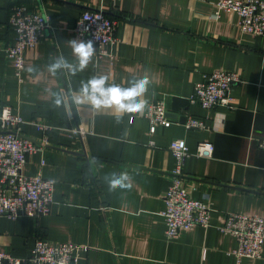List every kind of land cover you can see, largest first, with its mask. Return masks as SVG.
I'll list each match as a JSON object with an SVG mask.
<instances>
[{"label":"crops","instance_id":"obj_1","mask_svg":"<svg viewBox=\"0 0 264 264\" xmlns=\"http://www.w3.org/2000/svg\"><path fill=\"white\" fill-rule=\"evenodd\" d=\"M217 2L120 0L113 7L112 0H0V107L10 105L28 120L26 137L40 142L48 136L49 145L30 156L25 171L55 181L50 214L0 217V251L28 257L43 236L88 246L83 264H264V247L260 257L239 260L237 238L220 228L229 212L264 217V36L242 32L235 12L213 17ZM16 4L49 17L40 42L25 52L23 80L5 51L16 41L8 25ZM87 8H105L117 18L120 41L76 76L51 75L52 58L63 54L74 61L68 41L76 39L74 26ZM216 69L241 73L232 107L207 109L190 101L195 85ZM98 74L123 86L149 76L146 99H164L172 124L151 133L143 114H126L117 123L108 110L73 109L69 118L65 108L53 107L51 91L78 89ZM189 114L209 127L187 129ZM74 127L84 134H74ZM177 138L192 151L185 186L213 211L209 227L184 229L169 240L162 212L176 166L169 145ZM201 141L214 143L213 156L194 153ZM113 172H127L131 188L110 191L104 178Z\"/></svg>","mask_w":264,"mask_h":264},{"label":"built area","instance_id":"obj_2","mask_svg":"<svg viewBox=\"0 0 264 264\" xmlns=\"http://www.w3.org/2000/svg\"><path fill=\"white\" fill-rule=\"evenodd\" d=\"M120 0H112L117 7ZM213 17L218 18L221 10L239 15V27L244 33L264 36V0H218ZM8 25L16 32L14 44H7L6 55L15 64L16 73L23 80L25 52L28 47L38 44L49 26V17L41 9L28 10L24 4L11 8ZM120 21L111 16L105 8L83 10L74 26L77 40H92L99 58L109 55V45L120 41ZM242 80L235 70L216 69L205 73L202 81L195 85L190 101L212 109L217 106H233V87ZM68 90V88H64ZM143 116L149 120L150 131L154 133L158 125L170 126L164 99L148 101ZM35 122L34 120H32ZM28 120L14 111L12 106L0 107V217L16 219L22 215L39 218L50 214L54 201L55 181L42 173L31 175L25 168L30 156L49 145L48 136L40 142L26 137L23 126ZM187 129L208 128L203 117L189 114L183 122ZM48 130V125H42ZM74 134L83 135L80 127L71 129ZM152 143V142H151ZM264 146V140L261 141ZM169 149L176 157L172 170V182L164 194L166 207L162 217L169 240L179 236L184 229L197 225L209 227L213 207L206 200L195 198L185 186L184 166L192 151L183 138L173 139ZM215 145L209 141L198 143L195 154L213 156ZM42 163H45L43 160ZM220 228L234 235L238 246L233 253L240 260L244 256L260 257L264 247V217L256 214L229 212L225 224ZM89 247L74 241L55 242L38 236L32 253L28 257H17L10 252L0 251V264H83L81 257Z\"/></svg>","mask_w":264,"mask_h":264},{"label":"clouds","instance_id":"obj_3","mask_svg":"<svg viewBox=\"0 0 264 264\" xmlns=\"http://www.w3.org/2000/svg\"><path fill=\"white\" fill-rule=\"evenodd\" d=\"M71 54L75 58L70 61L63 54L52 58L48 64V72L56 76L58 73H67L76 76L84 71L95 55V47L92 40L84 41L73 39L68 41ZM30 72L35 68L28 69ZM151 85V79L145 75L128 81L127 86L109 82L107 75H93L86 81L82 80L78 89L51 91L52 104L55 108H65L69 118L73 115V109L80 112L82 109H91L99 112L108 110L113 112L115 120L120 123L124 115H142L147 106L146 95ZM110 191L116 189L131 188L132 177L127 172L111 173L105 176Z\"/></svg>","mask_w":264,"mask_h":264},{"label":"bare ground","instance_id":"obj_4","mask_svg":"<svg viewBox=\"0 0 264 264\" xmlns=\"http://www.w3.org/2000/svg\"><path fill=\"white\" fill-rule=\"evenodd\" d=\"M109 13V12H108ZM94 56H96V55H94ZM97 57V56H96ZM98 58V57H97ZM100 58V57H99Z\"/></svg>","mask_w":264,"mask_h":264}]
</instances>
